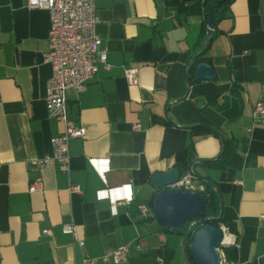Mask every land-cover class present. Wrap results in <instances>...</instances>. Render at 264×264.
I'll list each match as a JSON object with an SVG mask.
<instances>
[{
  "label": "crops",
  "instance_id": "0c3cea01",
  "mask_svg": "<svg viewBox=\"0 0 264 264\" xmlns=\"http://www.w3.org/2000/svg\"><path fill=\"white\" fill-rule=\"evenodd\" d=\"M95 2L107 67L84 92L66 93L70 117L86 129L85 140L70 141L67 174L56 163L39 172L28 164L50 156L63 131L45 102L50 15L27 0H0V264H84L85 254L99 259L123 245L131 246L123 264H189L184 236L138 207L156 196L153 175L178 168L183 176L193 164L218 189L222 218L237 233L222 258L264 264V124L252 119L264 101V0L223 10L199 59L215 78L202 82L188 69L207 40L204 15L184 10L196 0ZM131 68L135 86L125 78ZM37 177L42 188L31 193ZM69 224L84 249L63 233Z\"/></svg>",
  "mask_w": 264,
  "mask_h": 264
},
{
  "label": "built area",
  "instance_id": "2783aa9c",
  "mask_svg": "<svg viewBox=\"0 0 264 264\" xmlns=\"http://www.w3.org/2000/svg\"><path fill=\"white\" fill-rule=\"evenodd\" d=\"M31 10H45L50 15L49 51L44 62L50 65L52 76L48 82L46 94V110L49 118L57 120L63 126L61 134L51 140L52 154L35 159L29 164L36 172L56 163L63 173L70 172V141L73 139H86V129L77 125L70 117L66 93L69 89L84 92L96 78L99 66L107 67V52L102 50V39L98 35L99 23L95 0H27ZM125 78L129 85L138 84V70L127 69ZM252 119L254 125L264 124V101L260 100L253 108ZM139 125L133 129L138 130ZM253 129L249 131L252 132ZM42 178L37 177L30 185L31 193L40 191ZM169 189L205 193L206 186L200 182L193 170L187 171L179 180L169 185ZM70 193H81V188L71 184ZM143 219L152 218V207L142 204L138 207ZM264 218V216H263ZM223 237L220 248L217 250L221 256L222 264H228L222 258L225 249L237 246V235L220 226ZM62 231L71 236L76 244L85 248V242L77 237L76 227L73 224L64 225ZM44 235L51 236V230L43 231ZM131 246L123 245L117 249L107 251L101 258L93 259L84 255V264H123L129 259Z\"/></svg>",
  "mask_w": 264,
  "mask_h": 264
},
{
  "label": "water",
  "instance_id": "95a60500",
  "mask_svg": "<svg viewBox=\"0 0 264 264\" xmlns=\"http://www.w3.org/2000/svg\"><path fill=\"white\" fill-rule=\"evenodd\" d=\"M222 1L214 0L210 4L206 43L201 53L192 59L188 67V69H195V80L197 82L215 78L213 67L208 63L200 62L199 59L206 52L212 39L214 30L212 10ZM194 128H199V126ZM204 162L200 161L199 163ZM193 165L190 170H192ZM180 177L181 173L178 168L153 175L151 185L157 193L152 202V219L161 229L183 233L184 249L189 264H222L221 256L217 250L220 248L223 233L220 227L212 225L214 222H220L223 217L224 205L221 194L216 186L206 178L196 176L217 193L220 207L219 216L199 217L187 223L190 219L204 214L206 203L203 194L200 192L167 188L169 185L176 183ZM194 227L195 230L192 231Z\"/></svg>",
  "mask_w": 264,
  "mask_h": 264
},
{
  "label": "trees",
  "instance_id": "16d2710c",
  "mask_svg": "<svg viewBox=\"0 0 264 264\" xmlns=\"http://www.w3.org/2000/svg\"><path fill=\"white\" fill-rule=\"evenodd\" d=\"M214 0H196L195 4L192 5L190 8H184V10L186 11V13L188 15H196V14H201L204 15V33H206V28H207V20H208V9L210 4L213 2ZM232 0H223L222 2H220L219 4H217L215 6V8L212 10V20H213V24H216L219 20L222 19V17L224 16L225 11H223L227 5L231 2ZM201 59V58H200ZM231 150L230 147L226 146L225 149V154H227L229 151ZM187 153L190 156V158H193L194 156V149L193 146L190 145L187 148ZM189 162L191 163V159H189ZM186 167V166H185ZM190 167V166H189ZM189 167H187L189 169ZM186 168V170H188ZM206 186V191L205 193H203L204 199H205V203H206V210L204 212L203 215H198L193 219H190L187 223H190L191 221L199 218V217H218L219 216V198L217 193L211 189L209 187V185H207L206 183H204ZM155 198V197H154ZM153 198V199H154ZM152 202L153 200L149 203V205L152 207ZM151 220H153L151 218ZM221 224H224V226H226L231 233L237 234L236 230L234 229V227L231 224H226L222 218V220L220 222H214L212 223V225L216 226V227H220ZM180 235L183 236V233H178Z\"/></svg>",
  "mask_w": 264,
  "mask_h": 264
},
{
  "label": "rangeland",
  "instance_id": "374dc122",
  "mask_svg": "<svg viewBox=\"0 0 264 264\" xmlns=\"http://www.w3.org/2000/svg\"><path fill=\"white\" fill-rule=\"evenodd\" d=\"M195 230V227L192 229V231H194ZM182 257V256H181ZM176 260H180V258H178V259H176Z\"/></svg>",
  "mask_w": 264,
  "mask_h": 264
}]
</instances>
